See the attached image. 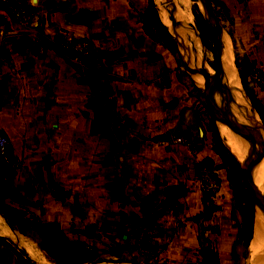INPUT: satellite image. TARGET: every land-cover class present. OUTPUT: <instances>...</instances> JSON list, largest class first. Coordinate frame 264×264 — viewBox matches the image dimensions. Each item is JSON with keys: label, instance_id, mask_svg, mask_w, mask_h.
Listing matches in <instances>:
<instances>
[{"label": "crops", "instance_id": "1", "mask_svg": "<svg viewBox=\"0 0 264 264\" xmlns=\"http://www.w3.org/2000/svg\"><path fill=\"white\" fill-rule=\"evenodd\" d=\"M28 1L43 27L20 26L0 5V131L11 140L9 164L0 169L16 198L6 205L44 221L57 214L62 229L74 227L65 214L77 211L79 197L101 212L141 215V224L156 213L170 228L192 223V236L210 234L227 259L243 223L235 184L175 46L145 29L150 0ZM58 33L87 38L88 60L56 50ZM168 135L187 137L193 149L158 143ZM200 156L211 157L220 180L211 196L201 191ZM38 166L44 172H32ZM27 240L0 214V264H36Z\"/></svg>", "mask_w": 264, "mask_h": 264}, {"label": "rangeland", "instance_id": "2", "mask_svg": "<svg viewBox=\"0 0 264 264\" xmlns=\"http://www.w3.org/2000/svg\"><path fill=\"white\" fill-rule=\"evenodd\" d=\"M210 2L220 27L222 58H228L227 60H230L231 64L232 58L234 59L233 67L236 68L238 80L245 93L256 108L264 113V96L256 94V91H259L261 95H264V0H210ZM177 5L178 10L174 3L169 7L172 9V13L165 18L157 5V0H150L148 8L144 12V25H150V21L145 19L147 10H150L152 19L156 22L155 26L150 25V29L157 34L161 33L163 38L175 46L179 65L183 69L182 72L192 80L193 89L200 96L204 108L202 114L205 115L208 128L213 135L218 156L232 154L233 148L227 144V137L222 131L220 133L216 112L211 109L202 89L206 87L204 78L200 74L194 76L187 66L189 61L200 65L198 60L194 61L197 58L196 55L185 54L182 46L171 36L169 31V27L173 29L172 25L178 24L175 22L177 11L182 10L181 12L186 16L188 14L187 17L192 23L193 30L187 29L182 18L181 29H183V33L186 31L184 33L185 40L213 71L214 34L209 21V12L198 0H189L187 6H179L178 2ZM190 58H194V60ZM189 65L196 72L197 68L190 63ZM122 126L120 119L114 118L116 131L120 132ZM245 133L247 132L244 131ZM28 136L32 145H36V138H33V134ZM169 136L172 135L160 137L158 143L162 146L178 144L161 143ZM9 141L11 145L10 138ZM181 145L184 144L181 143ZM192 147L191 144L189 149L192 150ZM32 152L36 155L37 150L32 149ZM101 156L103 155L101 154ZM25 157L27 158V156ZM202 158L204 157L198 158V163L195 166L197 172ZM231 159L240 165L234 155ZM41 167L43 168V166ZM39 168V166L36 167L32 172L36 174L44 172ZM241 169L245 174L242 167ZM78 199L80 203L76 207L77 211L65 214L66 220L74 221V227L62 229L58 223L59 216L51 214L50 217L46 216L45 221L44 218L33 217L36 218L33 229L26 230L24 233L19 231L28 236L27 243L30 246H26V248L36 264H249L248 251L252 238L246 237V227L242 219L243 223L240 225L242 228L240 227L238 231L237 244L228 254V258L224 260L220 258L223 255L220 254L218 246L213 242L210 234L203 232L201 236H192V223L177 222L173 228H170L165 222L159 220L156 213H146L144 214L146 220H144V224H141L138 222L141 215L136 213L120 212L119 207L116 212H101L99 210L103 209V206L90 207L87 197ZM93 208L97 211H90ZM151 222L153 223L149 225ZM46 234L49 235V239L46 238ZM113 260H124L126 263H114Z\"/></svg>", "mask_w": 264, "mask_h": 264}, {"label": "bare ground", "instance_id": "3", "mask_svg": "<svg viewBox=\"0 0 264 264\" xmlns=\"http://www.w3.org/2000/svg\"><path fill=\"white\" fill-rule=\"evenodd\" d=\"M164 1H167L168 4H170V6L174 3L176 10H178L177 2L179 6L180 5L187 6L189 2V0H164ZM168 4H165L164 2L157 0V5L159 9L162 11V15L164 14L165 18L168 16V14L172 13V9H169L170 6ZM179 11H177V19L175 21V22H178V24L172 25L173 27L172 31L178 36L185 39L184 33L186 31L184 33L182 32L183 29H181V19L182 18L184 19L186 23V27L190 31L193 30L192 23L190 19L187 17L188 14L186 16L185 14L181 12L182 10L180 11V13ZM163 20L165 19L163 18ZM190 59L194 60V58H190ZM227 59L221 58V70H222L221 78H222V83L224 85L223 87L221 85H217L214 70L211 72L213 78H210L208 74H204L202 67H200L198 63L197 65H195L194 63L189 61V63L193 67L197 68L196 69L197 73L194 72V70L191 68L189 63L187 64V66L191 70L194 76L197 74H200V76L204 78L203 81H205L206 83L205 88L208 89L209 95L212 99H218L225 108L232 110V111H236L238 110L237 106H242V105H240L238 100L235 99L233 96H234V92L238 89L240 90L241 87H240L239 80H238L239 78H236L235 76L234 67L232 66L230 60H227ZM197 60L198 59L195 58L194 61H197ZM210 80H213V83L211 84V86H209ZM217 88H218V92H217ZM216 117H217V122L219 123V128L221 129L220 133L222 131V133L227 137V140H228L227 144H229L231 148H233L232 150L234 154L233 153L232 154L236 157V159L240 163L245 174L247 176H250V169H251V164H252V151L249 150L248 147H251L252 145H251V141L249 137L244 134V131H246L247 128L250 126L249 121L245 119L244 117H242L241 114H239V116L233 117V116H226L220 112H216ZM232 150H229V151H232ZM259 154H260V157H259L257 168H256L255 178H256V189H257L258 196L260 198L263 211H264V149H261L259 151ZM253 238L254 239L249 247L250 249H249V254H248L249 255L248 262L249 264H264V230L258 224L256 225L255 234Z\"/></svg>", "mask_w": 264, "mask_h": 264}, {"label": "water", "instance_id": "4", "mask_svg": "<svg viewBox=\"0 0 264 264\" xmlns=\"http://www.w3.org/2000/svg\"><path fill=\"white\" fill-rule=\"evenodd\" d=\"M164 2L165 4H168L167 1L160 0ZM199 3L204 6L208 12H209V21L210 25L213 30L214 34V74L216 78L217 85L224 86L222 83V70H221V51H222V44H221V33H220V27L218 24V20L216 18L215 11L213 9V6L210 2V0H198ZM170 6V4H168ZM167 7V6H166ZM169 31L171 36L182 46L185 54H195L203 71L204 74H208L210 78H213L211 72L212 69L207 65L204 59H202L194 50V48L188 44V42L175 34L171 27H169ZM232 66L234 64V59L232 58ZM235 70V76H237L236 68ZM213 83V80L209 81V86ZM241 89L236 90L234 92V98L238 100L240 105L237 106L238 110L232 111L227 108H225L221 102L218 99H212L209 95V91L206 88H202L204 91V94L209 102V105L211 106V109L215 110V112H220L226 116H239V114L242 115L245 119L250 121V126L247 128L245 135L249 137L252 146L248 147L249 150L252 151V164L250 169V176H247L246 174V183L248 185L252 203L254 207V214H255V220H254V232L253 237L255 234L256 225L258 224L263 230H264V211L262 207V203L260 201V198L258 196V192L256 189V168L258 164V160L260 157L259 151L261 149H264V120L261 116V114L258 111V108L251 102L248 95L245 93L240 81H239ZM218 92V88H217ZM244 171V170H243ZM245 173V172H244ZM250 177V178H249ZM252 237V238H253ZM114 263H126L124 260H113Z\"/></svg>", "mask_w": 264, "mask_h": 264}, {"label": "built area", "instance_id": "5", "mask_svg": "<svg viewBox=\"0 0 264 264\" xmlns=\"http://www.w3.org/2000/svg\"><path fill=\"white\" fill-rule=\"evenodd\" d=\"M0 5L5 9L9 17L24 28L43 27L44 18L36 9V5L28 0H0ZM2 35L0 32V39ZM53 45L56 50L63 52L69 58L77 62H86L91 53V42L87 38H80L58 33L53 37ZM38 54L43 56L45 51L39 50ZM120 128V127H119ZM162 144L182 143L187 147L191 144L183 135H172L161 141ZM10 141L6 134L0 131V157L8 161ZM232 154H223V158H232ZM198 179L201 191L205 196H211L220 189V180L215 174L211 159L204 157L198 167Z\"/></svg>", "mask_w": 264, "mask_h": 264}, {"label": "trees", "instance_id": "6", "mask_svg": "<svg viewBox=\"0 0 264 264\" xmlns=\"http://www.w3.org/2000/svg\"><path fill=\"white\" fill-rule=\"evenodd\" d=\"M145 19L146 21H150V25H156V22L152 19L150 10H147ZM150 25L146 24L145 29L151 30ZM258 111L264 120V113L260 109H258ZM10 156L11 147L9 148L8 159ZM224 160L229 168L228 179L235 184L234 197L236 199L237 207L243 216V222L246 227V237L251 239L254 228V209L248 185L245 181L240 165L233 159L224 158ZM5 164V160L0 157V165ZM8 174L9 172L7 169H0V214L7 220L9 225L24 233L26 230L33 229L36 218H29L27 217L28 214L26 212L12 209L6 205L5 200L7 198L16 199L9 185ZM46 238L49 239V235L46 234ZM27 264L32 263L27 262Z\"/></svg>", "mask_w": 264, "mask_h": 264}]
</instances>
